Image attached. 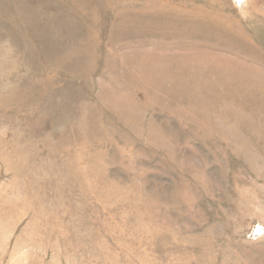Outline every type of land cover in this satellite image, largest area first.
Here are the masks:
<instances>
[{
	"label": "rangeland",
	"instance_id": "1",
	"mask_svg": "<svg viewBox=\"0 0 264 264\" xmlns=\"http://www.w3.org/2000/svg\"><path fill=\"white\" fill-rule=\"evenodd\" d=\"M0 264H264V0H0Z\"/></svg>",
	"mask_w": 264,
	"mask_h": 264
}]
</instances>
